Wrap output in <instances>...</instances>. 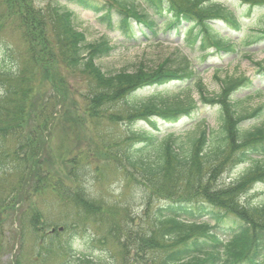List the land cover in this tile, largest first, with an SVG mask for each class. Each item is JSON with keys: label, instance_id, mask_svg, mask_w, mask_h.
<instances>
[{"label": "trees", "instance_id": "16d2710c", "mask_svg": "<svg viewBox=\"0 0 264 264\" xmlns=\"http://www.w3.org/2000/svg\"><path fill=\"white\" fill-rule=\"evenodd\" d=\"M237 1L249 12L264 7V0ZM71 6L129 37L148 41L174 31L193 52L212 48L234 54L230 35L240 30L235 12L216 0H50L43 8L34 0H0V33L10 27L21 46L16 53L0 40V187L11 189L7 199L0 194V254L8 217L22 204L27 207L19 226L35 237L36 256L70 254V242L60 239V232H45L47 212L32 202L41 198L47 206L52 196L74 208L72 235L86 236L85 225L93 224L92 235L99 236L93 242H111L117 255L109 264H264V124L250 125L259 122L264 107L242 113L233 98L251 81L225 77L217 98L199 96L201 105L218 108L216 129H210L197 101L178 94L196 81L186 57L182 70L163 62L151 70L139 64L132 71L104 72L97 62L113 47L106 36L87 42ZM72 72L81 90H70ZM171 91L177 94L169 98ZM60 116L67 134L87 129L92 150L65 161L60 156L54 169L46 135ZM102 121L123 122L124 130L107 129L103 136ZM246 163L237 178L222 180L225 172ZM87 164L96 166V181L109 166L125 187L143 193L147 226L135 230L127 206L86 194L79 181ZM153 199L163 203L151 208ZM73 264L100 263L78 257Z\"/></svg>", "mask_w": 264, "mask_h": 264}, {"label": "rangeland", "instance_id": "374dc122", "mask_svg": "<svg viewBox=\"0 0 264 264\" xmlns=\"http://www.w3.org/2000/svg\"><path fill=\"white\" fill-rule=\"evenodd\" d=\"M49 1L34 0V5L36 8H43ZM216 2L235 12L239 18L240 31L237 33L232 32L230 35L236 47V52L233 55L218 54L205 60H203L202 54H190L183 47L181 39L172 32L167 37L159 34L157 39L146 41L145 38L139 37V35L129 37V35L121 34L118 31H110L105 28L104 24L99 23L93 14L75 6L70 8L76 13L77 28L84 33L87 42L93 43L106 36L113 47L107 57L97 62L104 72L120 69L132 71L139 64L143 65L146 70H151L163 62H169L163 64L166 67L170 68L171 66L182 70L185 66L182 58L187 57V62L190 64L189 69L196 73V81L189 89L178 94L182 96L191 95L197 101V105L201 106L200 113L201 117L205 118L206 126L210 129H216L217 106L201 105L199 96L203 94L208 98H217L225 77L233 78L241 75L251 81L249 88H242L233 94L240 112L248 113L258 107H264V72L258 69V67L264 66V63L261 66L258 65L264 58V37L259 34L262 30L256 32L257 28L264 27V21H261V17L264 16V7H254L253 11L249 12L248 5L237 0H216ZM134 30L135 32L138 31L136 27H134ZM0 40L14 49L16 53H20V37L10 27L7 26L0 33ZM255 41H257L255 44L248 45ZM8 66H11V64H8ZM74 75H78L77 72H72L68 76L67 82L71 86L70 90L71 88L72 90H81L83 86L77 77L72 78ZM171 92L169 98L177 94V91ZM1 93L0 90V95ZM74 97L78 100L77 96ZM61 118L62 116L57 118L54 126L50 128L49 133L46 135L50 137L48 155L50 164L54 169H58L60 166V156H64L65 161L79 152L89 154L92 150L90 143L87 142V136L89 135L87 129L81 130L76 136L67 134ZM254 124H264V115L259 122H252L250 125ZM138 125H143V123ZM107 129L120 134L124 130V124L121 122L115 126L102 121L98 127L99 134L104 136ZM175 130H178V128ZM46 150V147H44L43 153L45 155ZM99 165L100 163L96 164V166ZM96 166L87 164L83 165L80 170L82 179L79 184L86 190V194L101 203L117 204L120 208H126L127 206L133 216V228L135 230H138L140 225L147 226L148 218L143 215L146 209V200L143 193L132 185L125 187L122 176L115 173L109 166L104 167L103 176L100 178L102 180L96 181L97 178L93 172ZM248 166L249 164L246 163L225 172L222 180L229 182L230 178H237ZM69 184L73 186L71 182ZM28 186L30 185L28 184ZM26 190L29 189L26 188ZM10 191L11 189L8 186L0 187V194L4 199H7ZM40 199L33 197L32 202H37L39 207L47 212L45 220L48 230L45 232L48 233L51 228H63L60 239L65 238L70 242V254L66 257H60L56 256L54 251L53 254H49L47 257V254H41L40 257L36 256L38 243L35 237L30 233L26 235V229L21 225L19 226V217L27 207V204H22L16 206L5 224V237L2 242L0 264H11L14 260H19L22 264H73V261L78 257H87L100 264L114 262V257L117 254H115L111 242L103 241L100 244L93 242L94 239L99 237L95 234L92 235L96 232L93 224L85 225L87 229L86 236L81 231L72 235L74 231H72L70 223L75 219V210L72 206L60 203L52 196H49L46 206L41 202L43 199ZM162 203L153 199L151 208H155ZM62 205L64 206L62 207ZM99 230L102 234L103 227L99 226ZM27 231L29 232V230Z\"/></svg>", "mask_w": 264, "mask_h": 264}]
</instances>
